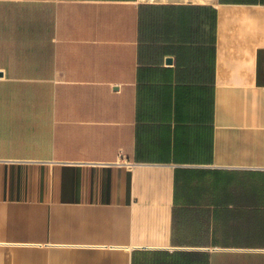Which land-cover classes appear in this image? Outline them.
I'll list each match as a JSON object with an SVG mask.
<instances>
[{
  "label": "crops",
  "instance_id": "1",
  "mask_svg": "<svg viewBox=\"0 0 264 264\" xmlns=\"http://www.w3.org/2000/svg\"><path fill=\"white\" fill-rule=\"evenodd\" d=\"M0 264H264V0H0Z\"/></svg>",
  "mask_w": 264,
  "mask_h": 264
}]
</instances>
